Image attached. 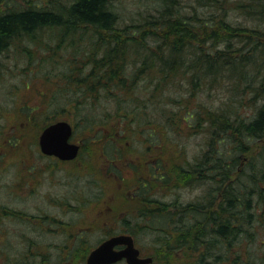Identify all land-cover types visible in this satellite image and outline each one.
I'll return each mask as SVG.
<instances>
[{"label":"trees","instance_id":"1","mask_svg":"<svg viewBox=\"0 0 264 264\" xmlns=\"http://www.w3.org/2000/svg\"><path fill=\"white\" fill-rule=\"evenodd\" d=\"M117 1L26 0L18 6L0 0V8L4 4L0 9V56L14 45L28 41L37 44L43 32L54 37L49 38L52 47L69 42L68 74L46 75L49 89L39 92L47 104L68 101L65 106L75 116L74 122L69 120L74 134L85 137L79 156L89 149L87 153L102 152L111 163L119 161L122 155L116 152L115 142L137 139L142 134L149 140L160 136L170 142L176 137L170 123L175 114L191 129L197 123L201 128L202 120L207 123L210 141L201 159L193 163L187 159L186 166L176 164L175 168L162 167L158 162L146 179L138 177L137 191L130 197L139 198L138 212L132 215L134 225L128 221L132 211L127 212L124 233L135 237L139 229L155 232L156 257L150 256L159 264H264V176L259 174L263 173L259 163H264V148L258 157H248L249 163L241 168V156L249 151L246 144L264 139V106L249 121L239 117L238 107L233 105L227 111L204 105L203 118L201 112L189 110L187 105L184 115L175 109L156 108L157 99L171 98L165 92L172 85L192 96L195 88L217 86L225 78L233 90L253 89V100L258 99L260 90L253 87L247 67L258 68L257 58L251 57L256 52L264 61V35L234 23L230 7L234 5L241 13L264 22V0H245V4L192 0L190 12L183 11L179 0H159L163 9L158 10L155 20L123 26ZM198 8H209V14H201ZM233 38L246 41L232 50ZM221 44L225 48H218ZM27 53L32 51L27 49ZM261 64L256 77L263 72ZM183 79L188 80L186 89L175 83ZM66 90L65 95L77 98L65 99L61 95ZM65 106H54L52 114L43 113L46 116L41 121V109L33 108L26 114L27 123L39 125L42 132L46 126L64 120L60 116ZM160 115L168 124L156 125L153 117ZM206 180L210 186L196 201L184 204L174 199L168 203L155 195L158 183L168 192ZM125 200L129 202V197Z\"/></svg>","mask_w":264,"mask_h":264},{"label":"rangeland","instance_id":"2","mask_svg":"<svg viewBox=\"0 0 264 264\" xmlns=\"http://www.w3.org/2000/svg\"><path fill=\"white\" fill-rule=\"evenodd\" d=\"M8 1L20 6L26 0ZM179 1L183 11L193 10L190 8L192 0ZM230 1L234 4L243 1L245 4V0ZM117 3L116 7L121 15L120 26L127 23L141 24L144 20L153 21L159 15L158 10L163 9V2L159 0H118ZM0 9H4V4H1ZM230 9V18L234 23L258 29L264 35L262 20L241 13L234 5ZM198 11L209 14L210 9L198 8ZM49 38L54 39L52 34L43 32L37 44L28 41L14 45L0 56V264H87V257L95 247L113 235L124 233V219L128 211H132L128 215L129 223L135 224L132 215L138 212L136 207L139 198L133 200L130 197L137 191L135 185L138 177L146 179L151 173V167L158 162L167 168L172 165L175 168L176 164L186 166L187 159L191 163L196 162L207 153L206 144L210 141L207 123L202 120L201 128L200 125L196 126L197 123L191 129L183 120L179 121L175 114L170 123L176 131V137L172 136L170 142L168 138L164 140L165 137L159 138L160 136L149 140L143 134L137 139L116 141V152L119 151L122 158L113 163L102 152L97 154L91 150L87 153L89 149L71 162H62L40 154V126L35 124L34 128L28 125L26 114L33 108H40L41 121L46 116L43 113L52 114L56 109L54 106H65L68 102L59 99L56 103H44L41 97L43 93L39 92L49 89L44 79L46 75L68 74L70 69L69 42L63 47L61 43L52 47L49 45ZM245 41L246 38H243V42ZM243 42L233 38L231 49H239ZM218 48L223 49L225 45L221 44ZM27 49L32 51L31 55L27 53ZM256 53L258 68L262 63L263 72L256 77L258 68L247 65V70L252 76L253 87L260 90L258 99L253 100V89L242 92L233 90V85H229L230 82L225 78V82L222 81L217 86L206 87L203 84L202 87L195 88L192 96L179 92L177 85H172L165 92L171 98H161V94L158 95L161 99L156 100V108L175 109L184 115V107L187 105V109L201 112L203 118L204 105L212 110L222 108L224 111L233 105L240 110V113L237 110L239 117H246L247 121L253 119L264 106V94L260 88H264V61ZM175 83L185 86L183 89L188 87L186 79L183 82L176 80ZM241 87L244 85L241 84ZM241 87L239 88L242 89ZM67 92L68 90L61 96ZM68 98L76 99L77 95L69 93L65 95V99ZM47 106L50 107L46 109ZM63 111L60 117L74 122L72 109L65 106ZM153 118L160 127L168 124L161 115ZM84 138L81 133H75L72 141L81 143ZM246 145L249 151L248 155L246 153L241 156L242 169L249 163L248 157H258L262 152L264 139H254ZM259 164L263 169V173L259 174L264 176V163ZM193 183L168 192L158 183L155 195L163 197L168 203L174 199L184 204L196 201L203 197L211 182L206 180ZM125 196L129 197V202L125 200ZM116 207L120 208V212H117ZM135 240L145 255L156 257L154 249L158 244L155 232L136 230ZM117 264L127 263L122 261Z\"/></svg>","mask_w":264,"mask_h":264},{"label":"water","instance_id":"3","mask_svg":"<svg viewBox=\"0 0 264 264\" xmlns=\"http://www.w3.org/2000/svg\"><path fill=\"white\" fill-rule=\"evenodd\" d=\"M74 126L66 120L46 126L39 136V148L43 155L56 157L61 161H72L79 155L81 146L72 142ZM123 246L122 249H117ZM125 260L127 264H152V257H140L134 238L119 234L103 241L91 251L87 264H116Z\"/></svg>","mask_w":264,"mask_h":264},{"label":"flooded vegetation","instance_id":"4","mask_svg":"<svg viewBox=\"0 0 264 264\" xmlns=\"http://www.w3.org/2000/svg\"><path fill=\"white\" fill-rule=\"evenodd\" d=\"M120 234H123V233H120ZM134 241H135V246H136L138 249H140V248L138 247V245H137V242H136V240H135V237H134ZM122 248H124V247L121 246V247H118L117 249H122ZM140 256H141V257H147L148 255H145V254L142 252V250L140 249Z\"/></svg>","mask_w":264,"mask_h":264},{"label":"bare ground","instance_id":"5","mask_svg":"<svg viewBox=\"0 0 264 264\" xmlns=\"http://www.w3.org/2000/svg\"><path fill=\"white\" fill-rule=\"evenodd\" d=\"M249 49H250V48H249ZM251 57H253V58H254V57H256V54H255V55H254V54H252V55H251Z\"/></svg>","mask_w":264,"mask_h":264}]
</instances>
